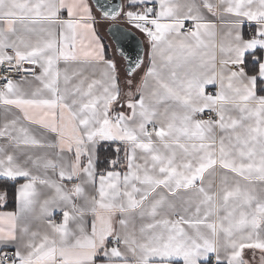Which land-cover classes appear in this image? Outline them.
<instances>
[{
    "label": "snow or ice",
    "instance_id": "1",
    "mask_svg": "<svg viewBox=\"0 0 264 264\" xmlns=\"http://www.w3.org/2000/svg\"><path fill=\"white\" fill-rule=\"evenodd\" d=\"M0 178V264H264V0H0Z\"/></svg>",
    "mask_w": 264,
    "mask_h": 264
},
{
    "label": "crops",
    "instance_id": "2",
    "mask_svg": "<svg viewBox=\"0 0 264 264\" xmlns=\"http://www.w3.org/2000/svg\"><path fill=\"white\" fill-rule=\"evenodd\" d=\"M113 25H120L123 28H125L127 31H130V33H132L134 36H136V38L142 45L143 58L145 60V63H147L149 45L147 42V38L144 36V34L140 33L138 30L132 28L127 24L124 23L114 24L112 21H105L98 26V36L100 37L101 42L105 45V56L106 58H111L116 60L121 78L123 79L126 69L128 68V64L126 58L120 54V51L116 43L114 42L113 38L110 35V28ZM245 31H247V26H245ZM100 154H101V159L103 160L105 156L112 155V149L109 148L107 145H103L101 147ZM21 182H23L22 179L17 181H9V180H5L4 178H0V188H6L9 193L8 203L6 205L0 206V211L14 210L13 193L15 191V188L18 187L19 183ZM57 219H59L58 216Z\"/></svg>",
    "mask_w": 264,
    "mask_h": 264
},
{
    "label": "water",
    "instance_id": "3",
    "mask_svg": "<svg viewBox=\"0 0 264 264\" xmlns=\"http://www.w3.org/2000/svg\"><path fill=\"white\" fill-rule=\"evenodd\" d=\"M102 2H103V0H102ZM107 3L110 4V5H113V6H118L121 3V1L120 0H107ZM110 29H111L110 35L113 38L114 42L116 43V45H117V47H118V49L120 51V54L123 55L126 58L127 64H128V67H129L131 60H133L134 62H136V59H135L136 57H134V56L131 55V59L129 60L128 55H126L124 53V46L126 45V43L128 42V40L130 38H132L133 39L134 46L136 48L139 47L140 52L142 51V54H141V56H142L143 55L142 45L138 41V39L136 38V36H134L132 33H130V31H127L122 26H120V25H113Z\"/></svg>",
    "mask_w": 264,
    "mask_h": 264
},
{
    "label": "rangeland",
    "instance_id": "4",
    "mask_svg": "<svg viewBox=\"0 0 264 264\" xmlns=\"http://www.w3.org/2000/svg\"><path fill=\"white\" fill-rule=\"evenodd\" d=\"M130 44H131V45H130ZM129 45H130V46H129ZM124 53H125L126 55H128V58H129V60H130V59H131V55L134 56V57H136L135 59H137V57L141 56L142 51L140 52L139 47L136 48V47L134 46L133 39L130 38V39L128 40V42L126 43V45L124 46ZM142 56H143V55H142ZM130 62L135 63L133 60H131Z\"/></svg>",
    "mask_w": 264,
    "mask_h": 264
},
{
    "label": "trees",
    "instance_id": "5",
    "mask_svg": "<svg viewBox=\"0 0 264 264\" xmlns=\"http://www.w3.org/2000/svg\"><path fill=\"white\" fill-rule=\"evenodd\" d=\"M108 149V148H107Z\"/></svg>",
    "mask_w": 264,
    "mask_h": 264
}]
</instances>
